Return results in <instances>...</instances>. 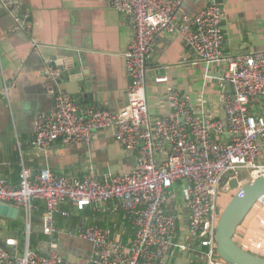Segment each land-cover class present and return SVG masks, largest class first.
Masks as SVG:
<instances>
[{"label": "built area", "instance_id": "built-area-1", "mask_svg": "<svg viewBox=\"0 0 264 264\" xmlns=\"http://www.w3.org/2000/svg\"><path fill=\"white\" fill-rule=\"evenodd\" d=\"M107 1L129 18L136 34L125 54L127 106L81 110L72 94L58 90L52 111L36 119L31 144L40 149L60 139L90 144L96 133L109 130L136 156L135 166L117 175L89 168L83 177L41 169L34 178L22 166L19 186L0 178V205L17 208L29 219L35 202L44 203L43 233L49 246L48 254L40 255L28 244L22 254L0 245V264H170L174 252H188L190 264H228L214 259L222 214L218 191L223 183L228 192L229 181L244 172L248 176L240 188L264 177V51L224 55L225 11L218 0L193 15L181 12L182 0ZM161 34L180 37L201 61L227 63L232 92L225 99L224 117L196 111L189 95L171 88V111L153 118L147 98L148 63ZM50 75L59 82L62 72L54 67ZM67 203L78 212H123L135 236L125 241L111 228L81 225L76 236L92 245L90 259L66 260L58 252L55 224L58 214L72 216L64 209ZM258 204L264 207V199ZM7 243L17 244L15 239Z\"/></svg>", "mask_w": 264, "mask_h": 264}, {"label": "crops", "instance_id": "crops-1", "mask_svg": "<svg viewBox=\"0 0 264 264\" xmlns=\"http://www.w3.org/2000/svg\"><path fill=\"white\" fill-rule=\"evenodd\" d=\"M182 1L181 12L193 15L211 0ZM218 1L225 11L224 55L264 51V0ZM135 36L129 18L112 9L107 0H0V178L19 186L22 166L29 169L32 178L41 169L78 177L89 168L100 175L132 171L136 156L127 153L109 130L96 133L90 144L60 139L40 149L31 141L36 119L52 111L58 90L73 96L80 92L81 110L97 107L117 111L127 106L130 77L125 54ZM54 67L62 72L59 82L50 75ZM227 69L225 61L197 59L177 35H158L148 63L151 115L158 118L171 111L167 94L176 88L192 98L196 111L224 117L225 99L232 92ZM86 85L93 94L91 101L81 91ZM259 207L245 218L235 240L243 249L264 257V207ZM64 209L72 216L58 214L55 226L58 252L66 260L87 263L90 259L92 245L76 236L81 225L111 228L125 241L135 236L123 212L103 213L92 208L78 212L72 203ZM45 210L44 203L36 201L29 219L23 211L16 219L0 215V245L22 254L28 244L31 251L47 255L48 237L42 220ZM8 239H15L16 246L8 245ZM168 262L190 264V254L174 252Z\"/></svg>", "mask_w": 264, "mask_h": 264}, {"label": "water", "instance_id": "water-1", "mask_svg": "<svg viewBox=\"0 0 264 264\" xmlns=\"http://www.w3.org/2000/svg\"><path fill=\"white\" fill-rule=\"evenodd\" d=\"M82 88L84 98L93 100L90 87ZM74 98L78 106L83 105L80 92H74ZM247 173H241L237 179L229 181L228 187L237 194L228 203L221 214L217 227L216 243L217 254L221 260L228 264H264V257L250 253L243 249L235 240L238 228L243 223L251 210L264 199V177L248 183L240 188L239 183L247 179ZM20 210L6 205H0V215L16 219Z\"/></svg>", "mask_w": 264, "mask_h": 264}, {"label": "rangeland", "instance_id": "rangeland-1", "mask_svg": "<svg viewBox=\"0 0 264 264\" xmlns=\"http://www.w3.org/2000/svg\"><path fill=\"white\" fill-rule=\"evenodd\" d=\"M229 175L226 177L228 178ZM223 183L222 185L220 186L219 188V191H218V201L220 202V200L222 201V212L223 210L226 208V206L228 205V203L232 200V198L237 194V192L235 191H232V190H229L228 192H226L223 188ZM258 206L254 207L253 209H260V205L257 204ZM262 207V206H261ZM215 260H221L220 257L218 256V254L216 253V250H215V257H214Z\"/></svg>", "mask_w": 264, "mask_h": 264}, {"label": "trees", "instance_id": "trees-1", "mask_svg": "<svg viewBox=\"0 0 264 264\" xmlns=\"http://www.w3.org/2000/svg\"><path fill=\"white\" fill-rule=\"evenodd\" d=\"M235 192H237V191H235ZM219 202V201H218ZM256 206H258V205H256ZM255 206V207H256ZM219 213H222V201L220 200V202H219ZM262 257V256H261Z\"/></svg>", "mask_w": 264, "mask_h": 264}, {"label": "bare ground", "instance_id": "bare-ground-1", "mask_svg": "<svg viewBox=\"0 0 264 264\" xmlns=\"http://www.w3.org/2000/svg\"><path fill=\"white\" fill-rule=\"evenodd\" d=\"M57 221V220H56ZM60 229V228H59ZM63 232V231H62ZM71 232V231H70ZM64 233V232H63ZM68 234V233H67ZM36 253V252H35Z\"/></svg>", "mask_w": 264, "mask_h": 264}]
</instances>
